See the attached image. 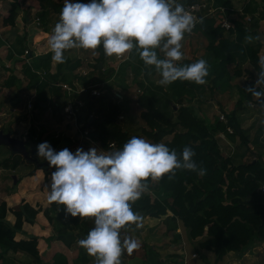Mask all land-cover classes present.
Masks as SVG:
<instances>
[{"label": "trees", "instance_id": "1", "mask_svg": "<svg viewBox=\"0 0 264 264\" xmlns=\"http://www.w3.org/2000/svg\"><path fill=\"white\" fill-rule=\"evenodd\" d=\"M37 1L38 9L35 15L40 18V27L49 31L51 14L60 11L63 2L62 0ZM192 1L195 0H184V3ZM213 3L216 6H225L226 12L231 11L229 0H213ZM243 11L244 14L251 15L258 13V18L264 19V0H246ZM17 14V5L12 2L8 13L3 16V24L14 26ZM256 18L251 22L253 26L257 25ZM229 20L234 21L231 15ZM201 24L205 25L206 50L210 56L206 82L211 84V89L221 84L220 80L226 72L227 64L236 63L233 68L235 74L241 73L240 65L245 61H249L252 66L259 69V48L257 45L244 44L245 36L249 34L248 26L236 20L234 29L230 28L228 31L230 35H227L223 27L219 24L215 25L213 17L202 16L194 27ZM235 29L236 35L233 38ZM66 51L64 62H56L53 72L50 71L52 64L50 51L37 56L33 65H26L25 72L30 75L27 87L33 88L36 93L34 108H40L50 97L57 98L66 94L56 82L65 81L72 84L75 78L86 85L98 82L101 83L98 87L104 88L105 91L99 95H92L89 90L81 94L84 103L76 117L80 130H87L86 136L98 145L108 148L109 143L113 142V148L116 150L122 148L128 139L138 136H131L128 130H123V123L129 126L130 123L133 124L140 119L146 124L142 131L150 138V142L165 143L170 150L174 149L178 156L185 146H191L195 152L193 160L198 165L197 170L181 168L175 169L174 174L166 173L155 181H152L151 177L146 178L143 182L150 189L155 188V198L151 200L150 196H145L130 202L133 210H142L153 217L171 212V216L168 215L165 219L167 222L169 219L172 220V229L179 225L181 233L185 235V242L191 244L193 253L197 255L195 258L198 260L197 264H216L228 251L241 254L251 248L255 240L264 239L263 193L259 190L264 182V162L253 152L250 158L238 163L233 157L221 154L215 135L218 131H226V124L218 117L214 119L213 124H206L191 104L192 100H198L205 93L206 82L197 84L193 81L177 79L171 84L156 86L152 79L160 75L159 72L154 66L146 65L135 48L129 51V58L120 62L116 70L105 69L108 56L102 46L97 47L98 55L92 64L93 70L86 77L79 76L74 71L81 66L82 61H72L66 55ZM179 63L191 62L182 60ZM32 67L42 70L44 72L41 73L42 76L33 71ZM129 75H133L131 82L128 81ZM249 75L252 77L251 72ZM13 78L6 80L2 85H10ZM118 84L122 86L124 93L128 94L121 97L115 95L111 89L113 85ZM133 85L139 87L142 93L137 96L130 94ZM253 85L254 82L251 80L239 88V93L246 102L254 99L252 93L246 89ZM72 96L76 97L77 94L73 93ZM135 101L138 103L137 108H141L138 116H135L136 111L133 110ZM158 102H162L164 107L157 106L155 103ZM257 102L260 103L259 99ZM65 104L66 100L61 103V107L63 108ZM236 106L241 108V104ZM121 113L124 115L122 120L118 119ZM64 117L63 115L62 119ZM169 135L170 137H167ZM0 166L13 170L19 166H27L31 168L29 171L31 175L41 170L44 182L40 183L39 187L49 189L52 170L38 169V166L26 160L20 153L14 152L3 158ZM201 167L206 169L204 175L199 174ZM16 181L18 184L20 177H17ZM35 204L37 207L41 205L39 202ZM49 204L50 206L43 210L47 213L48 210L58 209L56 212L58 218L59 211L65 206L58 202L49 201ZM8 211L6 202L2 201L0 203V264L5 260H14L18 252L30 256L31 262L40 263L38 236L27 234L23 230L24 223H34L38 214L37 209L33 204L23 201L21 208L12 210L14 217L12 223L6 220ZM71 220L74 224L71 232L74 234L70 232L68 239L64 234V226L57 228V232L59 231L57 236L52 234L46 239H62L67 246H70L74 237L83 238L94 227V217L71 216ZM123 228L128 231L127 227ZM18 234L28 237L16 238ZM180 237V233H175L174 242L179 241ZM198 237L200 239L196 240ZM122 254L125 258L132 256L125 251ZM189 257H192V254ZM178 258V255L170 256L169 264H179ZM81 259L82 264L88 261L84 256ZM120 259L122 263V258ZM161 259L159 255L157 258L159 264H168ZM50 264H68L67 256L63 252H55ZM259 264H264V259L260 258Z\"/></svg>", "mask_w": 264, "mask_h": 264}, {"label": "rangeland", "instance_id": "2", "mask_svg": "<svg viewBox=\"0 0 264 264\" xmlns=\"http://www.w3.org/2000/svg\"><path fill=\"white\" fill-rule=\"evenodd\" d=\"M229 1L231 11H227V13L228 16L231 15L234 19V25L236 20L241 21L244 25L248 26V35H259L260 37L259 40H254L253 42H248L244 39V44L257 45L259 48L258 58L264 56V20H259L257 25L253 26L251 23L252 18H261H258V13H254L253 15L249 13L244 14L243 5L246 0ZM12 2H15L17 5L18 14L16 17V23L18 22L19 25H4L2 20L3 16L8 13V9ZM179 2L183 4L184 0H179ZM37 9V0H0V130L4 134H8L10 137L21 140L24 143L29 156L37 158L39 162L44 163V165L39 166L38 169L43 168L53 171L55 170L54 166L50 167L48 162L43 160V157L39 158L36 155L37 145L40 142L48 141L56 150H60L64 147L69 148L73 152L78 147H82L84 150H88L90 147H96L98 151L101 150L98 144L90 137L88 139L84 132L78 130L72 121L67 120L65 117L62 119L64 113L61 103L67 99L66 95L57 98L50 97V99L40 108L36 109L33 107L36 93L33 88L29 89L27 87L30 75L25 72L26 65H33L37 56L44 54V51H49L50 46L42 47V50L44 51H40L41 49L39 46L37 48L33 45L30 47L27 39L50 38L52 29L60 15V11L55 13L52 12L49 25L50 30L45 31L33 22V16L36 14ZM248 17H250L251 20H248ZM219 20L220 18L215 20V25ZM204 31L205 25L201 24L196 28L193 27L190 33L185 34L182 40V52L184 54L182 60L193 62V59L198 60L204 58L207 62L209 61V52L206 50L207 37ZM226 34L230 35L227 31ZM235 35L236 29L232 37L234 38ZM25 50H28L29 54L25 53ZM15 52H18L19 55H15ZM94 54L93 49L72 48L66 51V55H68L72 61H82L81 65L86 64L91 69L94 68L92 65L95 61ZM4 57L8 60H2ZM112 63L115 64L113 61ZM235 65L236 63H231L225 66L226 72L220 80L221 84H219L218 87L211 89V84L207 81L205 93L202 94L198 100H192L191 104L195 107L197 115L203 118L206 124H213L216 117L226 124V131H218L215 135L217 143L223 145H219L223 156L230 155L232 157V150H236L235 154L237 159L236 156H234L233 159L238 163L251 157V154H247L248 150H250L253 154L259 155L260 160L264 162V145H262L264 144V106H261V104L257 102L258 98L255 96L252 101H244L239 93V88L251 80L254 82L253 86L258 87L259 89L264 88V85L255 84V81L258 79L259 69L252 66L249 61L241 63L240 74H235L233 72ZM50 66L53 71H55L56 65L55 67L52 65ZM104 66L108 68L107 63H105ZM32 68L33 71L42 76V70L36 69L35 67ZM76 70H79V68ZM76 70L74 71L75 74H77ZM130 71L132 72V70ZM250 72L252 73V77L249 75ZM12 77L14 78L10 85H2V83ZM132 77L133 75H129L128 81L131 82ZM160 78V75L153 77V84L156 86L161 85L158 82ZM128 81L126 80V82ZM121 87L120 84L113 85L111 90L117 95L128 94L124 93V90L121 89ZM99 89L101 93L105 91L104 88ZM130 94H138L137 86L131 87ZM155 104L159 107H164L162 102ZM237 104H241V108H237ZM133 106V110L136 111L135 116H138L141 108H137L136 103ZM220 115H223V117L221 118ZM135 122L133 124L130 123L129 126H126V124L123 123L122 129L128 130L127 132L131 136L138 135L150 142V138L142 131V128L146 127V124L141 120ZM219 132L232 136L230 138L231 141L228 142L226 139H222ZM58 136L60 137L58 138ZM167 137H170V135ZM57 139L58 141H56ZM13 148L14 147L11 145L0 143V161L14 153ZM114 150L116 149H113L112 151ZM30 169L31 168L27 166H19L15 170L6 169L0 166V203L2 201L6 202V205L9 208L6 220L10 223H12V210L21 208L23 206V201H27L31 204L39 202L41 204L39 207H37L36 204H33L37 209L38 217L37 220L34 221L32 229L31 224H23V230L26 226V228L34 230L35 233H32L31 231V234L37 235L39 238L41 262L35 264H45L52 259L55 252H63L67 256L68 264H82V256L88 258V261L85 264H95L96 258L89 255L83 247L78 245L77 241L79 239L74 237L70 246H67L62 239H46L47 235L50 236L56 234L57 236L59 232H57V228L63 226V230H65L64 234L68 239V236L71 233L72 235L74 234L71 232L72 225L74 226V224H72L71 216L66 212L65 208L59 211L58 218L56 217L58 209L48 210L47 213L43 210L45 207L50 206L48 200L49 189L45 190L39 187L38 183L44 182L41 180V174L39 175V173L36 172L31 175L29 172ZM14 176L16 177V180L17 177H20L18 184L17 181L14 182ZM155 180L156 179H152V181ZM154 190L147 187V190L142 193L141 197L144 198L145 196H150L151 200H154ZM31 196H34V199L28 200ZM133 211L141 216V226L137 227L135 223H130L125 226L128 228V231L125 228L121 229V236L131 237L137 241L139 246L133 250L130 258H125L123 257V254L121 255L122 260L126 262L125 264H143L145 262L144 260L149 262L144 264H158L157 258L159 254L152 249V247L156 245H169V248L172 247V249L169 250L167 257L172 255H178L179 257L181 254H185L182 239L175 243H169L173 223L170 219L168 222L167 220H165L166 222H163L164 220L162 217L166 215H161L158 218H155L145 214L142 210ZM168 214H170V212H168ZM22 237L27 238L28 236L17 235L16 238ZM259 241L261 242L256 244L257 246L253 243L251 248L247 251L252 250L255 246L253 252L257 251L259 254L258 256L263 259L264 242L262 241H264V239ZM125 252L127 251L125 250ZM162 252L164 253L165 251ZM21 253V258L29 259L31 261L30 256L23 252ZM165 261L168 264L170 262L168 258Z\"/></svg>", "mask_w": 264, "mask_h": 264}, {"label": "clouds", "instance_id": "3", "mask_svg": "<svg viewBox=\"0 0 264 264\" xmlns=\"http://www.w3.org/2000/svg\"><path fill=\"white\" fill-rule=\"evenodd\" d=\"M196 23L179 0H63L48 43L58 63L64 62L65 50L72 48L102 46L107 56H122L135 48L144 63L159 72L161 85L177 79L204 84L209 74L206 59L179 63L184 57L182 40ZM259 39V35L245 36L248 42ZM258 64L255 84L264 85V56ZM246 89L264 106V88ZM36 155L55 169L48 200L64 205L71 216L94 217V227L77 243L96 258L95 264H121L122 253L131 254L139 246L131 237H122L121 229L130 223L141 226V216L130 202L147 190L146 178L158 179L174 174L175 169H198L191 146L178 156L165 143L138 136L110 152L96 147L56 150L43 141ZM205 172L199 168L200 175Z\"/></svg>", "mask_w": 264, "mask_h": 264}, {"label": "built area", "instance_id": "4", "mask_svg": "<svg viewBox=\"0 0 264 264\" xmlns=\"http://www.w3.org/2000/svg\"><path fill=\"white\" fill-rule=\"evenodd\" d=\"M183 5H184L186 10L190 11L193 14V16L196 18L197 21L202 16H210V17L215 18V20L220 18L219 22L216 24H219L221 27H223L227 31V33H228L230 28L232 30L234 29V23L229 20L228 13L226 12L227 8L225 6H220V5L216 6V5H214L213 1H211V0H195L192 2L183 3ZM248 20H251V18L248 17ZM252 20H253V18H252ZM259 20H264V19L261 18V19H258V21ZM33 22L37 26H39V27L41 26L40 18L36 15L33 16ZM46 40H48V38H46ZM47 47H49V43H48ZM49 51L52 52L50 50V48H49ZM49 51H44V53H47ZM93 52L95 53L93 56L97 57V55H98L97 48L95 50H93ZM25 53L29 54V51L25 50ZM52 55H53V53H52ZM128 58H129V52H126L122 56H116L115 54H113L112 56H108L106 63L108 64V68H114L116 70L118 68V65L120 64V62H122ZM112 61L115 62V64L112 63ZM51 65L55 67L56 61H54L52 59ZM78 68H79V70H76V73L79 76H85V77L88 76V74L92 70L86 64H82ZM104 68L106 69L107 67L104 66ZM51 71H53L52 68H51ZM100 84L101 83L97 82L95 84L86 85L85 83L81 82L78 78H75L72 81V84L65 82V81L56 82V85L60 86L62 91L66 92V94H65L67 97L66 104L62 108L64 116L67 120L72 121L78 130H80V128H79V126L77 124V120H76L77 112L79 111L80 107L83 106V103H84L83 98H81L80 95L85 93L88 90L92 95L101 94L100 89H99L100 87H98V85H100ZM133 86H135V85H133ZM137 92H138V94L142 93V90L139 87H137ZM73 93L77 94V96L76 97L72 96ZM115 95H117V94H115ZM117 96L121 97V95H117ZM135 96H137V94H135ZM135 103L138 106L137 101H135L133 103V105ZM220 117L222 118L223 115H220ZM118 119H120V120L124 119V115L121 113L119 115ZM83 132L85 135L87 134V130H84ZM86 137L89 139L88 136H86ZM98 146H99L100 150L104 151V152H110L113 149H116V148H113L114 147L113 142L109 143L108 148H103L100 145H98ZM260 190L263 193L262 204L264 207V182L260 185ZM196 257H197L196 253H193L192 257H188L186 255V253L184 255L182 254L180 256V264H192L191 260L195 259Z\"/></svg>", "mask_w": 264, "mask_h": 264}, {"label": "crops", "instance_id": "5", "mask_svg": "<svg viewBox=\"0 0 264 264\" xmlns=\"http://www.w3.org/2000/svg\"><path fill=\"white\" fill-rule=\"evenodd\" d=\"M15 24H18V22L16 23V21H15ZM19 25V24H18ZM28 40V44L30 45V47H32V45L35 47V48H37L38 46H39V48L41 49L40 51H44V50H42V47L44 48V47H46L47 45H48V41H49V38H48V40H46V38H28L27 39ZM15 55H19L18 54V52H15L14 53ZM2 60H8L7 58H2ZM134 107V106H133ZM140 120V119H139ZM220 133V135L222 136V139L224 138V139H226L228 142H230L231 140H230V138L232 137V136H229L228 134H224L223 132H219ZM224 135V136H223ZM219 145H222V144H219ZM262 145H264V144H262ZM223 146V145H222ZM251 149V148H250ZM228 150V149H227ZM230 151V150H229ZM232 153H233V155H232V157H234V156H236V150H232ZM238 153V152H237ZM252 153V151H248L247 152V154H251ZM244 154H245V152H244ZM243 154V155H244ZM252 155V154H251ZM230 156V155H229ZM236 159H237V156H236ZM39 171V172H38ZM37 173H39V175L41 174V178H42V172H41V170H37L36 171ZM37 176V175H36ZM42 180V179H41ZM40 183H43V182H39L38 184H40ZM32 197V198H31ZM28 200H32V199H34V196H31ZM36 201V200H35ZM33 204H35V203H33ZM166 216H164V217H162L163 218V222H166L165 220V218L168 216V215H171V212H170V214H165ZM163 216V215H162ZM37 217H38V215H37ZM155 218H158V217H155ZM14 220V217H13V215H12V221ZM36 220H37V218H36ZM172 221V220H171ZM37 223H38V221H37ZM165 225V224H164ZM167 225H168V223H167ZM32 227H33V224H31V229H32ZM26 229V230H25ZM25 231L28 233V234H31V231H32V233H35V231L34 230H31V229H28V228H26V226H25ZM205 229H207V227H205ZM172 230V234H171V236H170V244L171 243H175L174 242V240H173V238H174V236H175V233H180V235H181V237H180V239H182V245H183V250L185 251V253H186V255L189 257L191 254H193V249H192V246H191V244H189V243H186L185 242V235H183L181 232V229H180V227H179V225H177V227L175 228V229H171ZM21 234H18V236H20ZM22 236V235H21ZM47 236H49V235H47ZM46 236V237H47ZM198 239H200V238H197L196 240H198ZM261 241H259V240H255V242H254V245L255 246H257L256 244H259ZM262 242H264V241H262ZM44 244V243H43ZM264 245V244H263ZM169 245H160V246H154V247H152V249H154L156 252H158L159 253V255H160V257L162 258L161 260H167V258L170 260V257H167V255H168V253H169V250L170 249H172V247L171 248H169L168 247ZM255 246H254V248H255ZM253 248V249H254ZM253 249L252 250H250V251H246V252H244V253H241V254H239V253H236V251H228L225 255H223V257L216 263V264H259V254H258V252L257 251H254L253 252ZM257 249H259V248H257ZM165 251L164 253L162 252V251ZM260 251V250H259ZM165 255V256H164ZM182 255V254H181ZM21 256H22V253L21 252H18V253H16L15 254V259L14 260H11V261H8V260H5L4 261V263L3 264H35V263H33V262H31L29 259H25V258H21ZM164 256V257H163ZM28 257V256H27ZM127 258H130V257H127ZM264 259V258H263ZM145 262L144 263H149L147 260H144ZM198 260L197 259H193V260H191V263L192 264H197L198 262H197ZM52 262V259H50V261H48V262H46L45 264H50ZM124 262V260H122V263ZM166 262V261H165ZM126 262H124L123 264H125ZM143 263V264H144ZM179 263H180V256H179ZM159 264V263H158Z\"/></svg>", "mask_w": 264, "mask_h": 264}, {"label": "water", "instance_id": "6", "mask_svg": "<svg viewBox=\"0 0 264 264\" xmlns=\"http://www.w3.org/2000/svg\"><path fill=\"white\" fill-rule=\"evenodd\" d=\"M0 143H4V144H8L11 145L12 147H14V152L20 153L23 155L24 158H26V160L34 162L36 164V166H43L44 163H41L37 160V158H32L31 156H29V154L27 153V150L24 146V143L21 140H18L17 138H13L10 137L8 134H4L1 130H0ZM14 182H16V177L14 176Z\"/></svg>", "mask_w": 264, "mask_h": 264}]
</instances>
